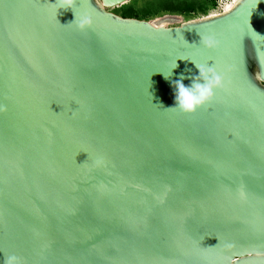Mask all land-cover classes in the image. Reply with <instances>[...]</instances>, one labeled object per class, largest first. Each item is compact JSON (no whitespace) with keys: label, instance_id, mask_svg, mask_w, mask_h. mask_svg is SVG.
<instances>
[{"label":"water","instance_id":"1","mask_svg":"<svg viewBox=\"0 0 264 264\" xmlns=\"http://www.w3.org/2000/svg\"><path fill=\"white\" fill-rule=\"evenodd\" d=\"M130 1L0 0V261L264 264V0L170 27ZM191 61L223 87L167 109Z\"/></svg>","mask_w":264,"mask_h":264},{"label":"clouds","instance_id":"2","mask_svg":"<svg viewBox=\"0 0 264 264\" xmlns=\"http://www.w3.org/2000/svg\"><path fill=\"white\" fill-rule=\"evenodd\" d=\"M73 3L74 0H61L62 6L60 9H72ZM73 22H76L78 29L83 30L89 27L92 21L89 16H82L79 19L75 16ZM199 43H203L205 47L211 48L214 47L217 42L212 37H204L200 38ZM192 63L198 69L199 74L192 78L190 86H185L182 82L185 79L183 75L173 82L175 105L167 109H178L181 113L185 114L194 113L198 108L213 99L217 89L223 87V76L212 66ZM176 67L177 63L175 61L169 75H164L165 79H168L171 76L172 70ZM0 264H21V261L19 257L11 254L5 256L3 260L0 261Z\"/></svg>","mask_w":264,"mask_h":264},{"label":"rangeland","instance_id":"3","mask_svg":"<svg viewBox=\"0 0 264 264\" xmlns=\"http://www.w3.org/2000/svg\"><path fill=\"white\" fill-rule=\"evenodd\" d=\"M217 0H132L109 12L123 18H134L157 26H178L183 22L214 14Z\"/></svg>","mask_w":264,"mask_h":264},{"label":"built area","instance_id":"4","mask_svg":"<svg viewBox=\"0 0 264 264\" xmlns=\"http://www.w3.org/2000/svg\"><path fill=\"white\" fill-rule=\"evenodd\" d=\"M233 4V0H217L215 6L213 7V12H215V14H220L222 12H224L225 10L223 9L224 6H226V4L231 3Z\"/></svg>","mask_w":264,"mask_h":264},{"label":"bare ground","instance_id":"5","mask_svg":"<svg viewBox=\"0 0 264 264\" xmlns=\"http://www.w3.org/2000/svg\"><path fill=\"white\" fill-rule=\"evenodd\" d=\"M233 1L235 2L236 0H233ZM234 2H233V3H234ZM232 5H233L232 2H231V3H228V4H226V6H224L223 9H224V10H230V8L232 7ZM213 15H215V12H214ZM213 15H212V16H213ZM162 26H163V25H162Z\"/></svg>","mask_w":264,"mask_h":264}]
</instances>
